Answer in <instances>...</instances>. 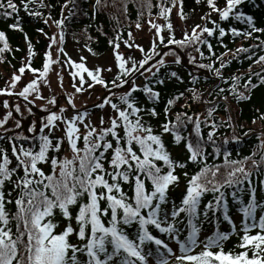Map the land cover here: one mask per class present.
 <instances>
[{
  "label": "snow or ice",
  "instance_id": "obj_1",
  "mask_svg": "<svg viewBox=\"0 0 264 264\" xmlns=\"http://www.w3.org/2000/svg\"><path fill=\"white\" fill-rule=\"evenodd\" d=\"M32 2L33 0H25V11H29L28 5ZM96 2L100 4L101 0ZM199 2L200 0H197V3ZM244 3L245 0H226L225 7L220 8L216 0H207L208 7L219 15L221 21L235 18L242 20L252 29L250 32L240 33L233 28L231 31L234 36H251L253 32H264V29L255 27L251 16H245L238 11L239 6ZM149 7H151L150 2ZM126 8L125 5V10ZM0 10H3L0 15L5 17H11L19 12L14 0H0ZM170 12L171 9L164 8L161 10V15ZM29 14L40 15L39 12ZM210 15L211 13L208 14ZM181 16L183 18L182 13ZM57 23L62 25L63 21ZM211 23L214 27L196 25L191 35L185 33L184 40H175L173 37L169 43L179 47H184L185 41L207 43L211 51L212 45L206 39H202L204 34L212 37L218 31L221 38L227 34L225 28L216 21ZM10 27L17 29L20 25L17 22ZM153 27L157 29L159 35L160 27L157 25ZM167 27L171 30V23ZM50 39L52 43L56 42L54 37ZM60 39L63 40V35ZM0 42L3 43L0 54L10 50L3 31H0ZM160 43H164L162 36ZM119 47V44H115V49ZM60 51L62 52L63 49ZM140 51L143 52L144 49L141 48ZM237 51H248V49H237ZM28 53L30 57L34 55L30 43ZM156 54L158 53H155L153 48V52L148 54L137 68L135 61H132L131 67H126L125 58L117 52L116 61L120 75L112 83L116 87L128 84L129 81L124 77L144 68ZM201 56L203 57L202 52ZM83 59L81 57L82 61ZM179 62L177 57L176 63ZM261 62H264V56L257 61V63ZM53 63L58 61L52 59L51 53L46 55L42 71L31 68L29 60L26 67L34 74L39 72V76L15 95L23 97L29 104L33 103L28 98L38 92V80L47 77ZM68 63L76 69L73 75L79 77L80 86L73 85L77 92L83 91L82 85L85 83L83 73H87L95 84L108 87L100 75L102 69L93 71L87 69L84 63L77 64L71 60ZM159 63L164 62L161 60ZM199 67L210 66L201 64ZM18 71L23 74L25 66ZM148 71L151 69L149 68ZM216 71L219 74V70ZM171 75L176 76V73L173 72ZM20 79L21 75H13L10 88L15 89L16 82ZM116 80L121 82L116 84ZM131 83L130 91L120 96L124 108L111 103L110 98H106L98 105L103 108L106 104H110L115 113L108 121L107 127H104L103 118L100 121V128L86 124L84 122L86 111L66 119L63 116L66 109L61 108L60 114L52 112L39 125L33 123L28 129L33 136L18 135L17 139L30 142L29 147L23 144L17 146L13 143L11 157L5 149H0V264H153V261L155 264H172L173 260L175 264H264V215H259L257 222V210L264 212V204L258 202L255 188L248 190L247 202L237 198L236 192L232 193L233 199L240 205L239 212L243 214L244 235L238 245L243 251L225 252L223 242L229 239V234L218 229L213 235L200 238L201 217L208 220L210 213L215 216L221 210L223 219L235 229V223L228 212L226 195L222 189L234 184H242L249 179L250 173L242 166L244 161H228L226 156L225 163L231 164L232 170L228 172L224 182L217 181L216 176L220 166L212 168L206 164L205 142L201 134L199 117L193 119L186 113H178L176 123L172 121L164 123L161 126V133L156 134L150 125L143 122L141 113L144 110L138 106L133 93L143 91L152 100H158L159 93L148 85L138 89L135 81ZM92 86L94 85H89ZM244 87L247 88L248 85ZM232 91L236 92L235 85ZM0 95H13V92L7 89L0 90ZM237 97L247 98L240 94H237ZM35 98L43 99V96L36 95ZM48 103L55 106L57 101L52 98ZM173 103V100L168 101L169 106ZM68 104L75 108L72 99L68 100ZM3 106L8 108V102L4 101ZM42 110L48 111L47 108ZM168 111L169 108H165V114ZM15 112L20 113L19 105L15 107ZM28 112L32 114V109L28 108ZM148 114L152 117L158 115L154 108L149 109ZM211 114L209 110L208 115ZM182 115L186 120H182ZM11 116L12 112L9 111L0 121V127H3ZM260 118L264 119V116ZM188 123L194 125L195 143L190 136L185 137L179 131L181 126L186 127ZM61 124L64 125L62 129L64 136L56 137L54 132ZM80 124L84 125L86 132L81 133ZM20 126V122L17 121L16 127ZM216 127L217 125L213 123L212 128ZM163 134H170L176 145L184 143L189 154L188 162L203 164L200 171L189 178L186 193L179 205L169 201L168 193L170 187L178 186L180 177L176 174V170L186 168L187 163L172 158L163 141ZM214 135V132H209L207 141L214 142ZM81 140L82 148L78 147V142ZM65 141L71 151V159L67 156L61 159L56 155L61 152ZM42 165H47L50 171L46 173ZM237 173H241L243 179L237 178ZM184 175L188 176V173L185 172ZM8 184L13 187L6 192L5 188ZM13 192H17L15 199L12 198ZM209 192L213 193L214 199L208 201L202 208V199ZM13 204L14 213L7 208L8 205ZM184 218L187 221L188 231L182 239L179 225L185 223ZM13 221H15V232L12 227ZM61 224H63L62 228ZM133 227L134 235L128 231ZM255 228L259 231L255 235H250L251 230ZM153 230L167 236L168 241L174 242L178 246L179 254L168 242L154 235ZM73 237L76 243L73 242ZM150 245H154V250ZM197 248L201 250L196 252ZM249 252L252 253L251 256Z\"/></svg>",
  "mask_w": 264,
  "mask_h": 264
},
{
  "label": "trees",
  "instance_id": "obj_2",
  "mask_svg": "<svg viewBox=\"0 0 264 264\" xmlns=\"http://www.w3.org/2000/svg\"><path fill=\"white\" fill-rule=\"evenodd\" d=\"M115 1L120 0H101L100 4L94 3L93 0H33L28 5L29 11H25V0H14V3L19 8L18 14H14L11 17L0 15V31L5 33L10 49L0 54V90L7 89L5 83L8 81V75L20 74L18 70L22 66H25V71H30L34 74L26 67L29 60L31 61V68L43 70L45 57L48 54L49 23H57L63 20L62 35L64 41L73 40L72 37L75 34H84L89 40L86 45L87 49H91L89 52L94 57L100 58L116 51L115 44H119L121 47L129 42L132 34V29L129 25L144 24V21L148 23L153 18L159 19L154 20V25L159 26L161 31L159 35L154 36L151 42L153 46H145L139 57L134 60L129 57L126 61V67H131L132 61H135L137 68H139V63L148 54L152 53L154 48L155 53L158 54L153 55V58L144 66L147 69L142 74L137 75L143 68L124 77L129 83L124 84L123 87H116L112 83L120 75V70L113 76L104 78L108 85L107 89H114V94L110 96L111 103L124 108L125 105L121 103L120 96L130 91L131 82L135 81L138 89H143L145 85H148L153 91L159 93L158 100L150 99L143 91L133 93L138 106L144 110L141 113L143 122L150 125L156 134L161 133V126L164 123L168 121L176 123L178 113H186L187 116H191L193 119L198 116L201 121V134L205 142L206 164L212 168L220 166L216 180L224 182L228 172L232 170L233 166L225 163L226 156L228 161H244L242 166L245 171L250 173L249 179L244 181V183L234 184L231 187L222 189L226 195L228 212L231 218L243 216L239 212L240 205L232 197L233 192H236L237 198H242L247 202L249 200L248 190L255 188L258 202L264 204V119L260 118L264 116V83H262V79H264V62L257 63L259 58L264 56V32H253L251 36H234L231 31L233 28L240 33L250 32L252 29L242 20H236L235 18L221 21L219 15L216 12H212L208 7L207 0H200L199 3H197V0H182V3L181 0H152L151 15L145 14L147 16L142 19L137 9V4L140 0H127L123 4V6H127L126 10L124 8L126 23L116 18L117 15L111 11L112 5L116 4ZM173 3H175V7H173ZM216 3L218 7L224 8L226 0H216ZM164 8L171 9L170 14L161 15V10ZM176 8L179 10L178 15L183 23L192 22V27L189 28L187 26V30L182 33L174 30V12ZM2 11L0 10V12ZM238 11L245 16H251L255 27L264 29V0H245V3L239 6ZM30 12H39L40 15H30ZM209 13H211L210 16H208ZM206 16L208 18L204 19ZM211 21H216L217 24L225 28L227 33L222 38L219 36L218 31L212 37H208L206 33L204 34L202 39H206L212 45L211 51H209L207 43L198 44L185 41L184 47L169 43V40L173 37L175 40H184L185 33L188 31L187 34L191 35L196 25L214 27ZM17 22L20 28L13 29L10 27V25ZM169 23L172 25L171 30L167 27ZM140 24L138 25L140 26ZM197 32H199V29H197ZM161 36L164 43H160ZM29 43L34 52L31 57L28 53ZM2 46L3 43L0 42V47ZM176 48L179 50V54L175 51ZM164 49H167L161 59L164 63H152L158 58L160 51ZM237 49H248V51L238 52ZM177 57H179V63H176ZM184 58L186 61H184ZM201 64L210 67L201 68L199 67ZM149 68L151 71H148ZM217 69L219 74H217ZM173 72L176 73V76L171 75ZM35 74L39 75V72ZM249 80H251V84H249ZM120 82V80H116V84ZM126 85L128 87L124 89ZM234 85L236 86L235 93L232 91ZM245 85H248V87L245 88ZM237 94L247 98L238 99ZM2 96L0 95V99ZM176 97H179V99H176ZM169 100L174 101L171 106L168 105ZM152 108L158 113L156 117L148 114V110ZM165 108H169L167 114H165ZM103 109L108 110L109 114H111L110 118L115 115L110 104L104 106V108L87 110V112L88 114H95ZM209 110H211V116L208 115ZM9 111L12 112V117L14 118V114L17 113L11 108ZM47 115L49 114L32 109L31 116L34 117L33 122L37 121V125L43 122ZM181 118L186 120L183 115ZM213 123L217 125L215 129L212 128ZM107 126L108 122L105 127ZM3 127H0V137H2L0 138V149H5L10 157L13 143L17 146L20 144L25 147L30 146V142L17 139L18 135H12L11 129L8 128L2 130ZM63 127L64 125L61 124L60 128L54 132L56 137L64 136L60 133ZM79 127L81 133L86 132L83 126ZM193 127V124L188 123L186 127L181 126L179 131L185 137L190 136L195 143L196 137ZM28 132L26 128H23L19 135L33 136V134H28ZM209 132L215 133L214 142L207 141ZM162 138L172 158L176 161L187 163L186 168H178L176 170V174L180 177L178 186L170 187L168 193L169 201L179 205L183 195L186 193L189 178L199 172L203 164L188 162L189 154L183 142L180 145H176L170 134H163ZM78 147H83L82 140L78 142ZM68 154H71V151L65 141L61 152L56 155L63 159ZM12 159L14 161V158ZM42 167L46 173L50 171L47 165H42ZM185 172L188 173V176L184 175ZM237 178L243 179V175L237 173ZM12 187L11 184H8L5 191H10ZM125 190H127V186H125ZM16 196L17 192H13L12 198L15 199ZM213 199V193H206L202 199L201 207L203 208L208 201ZM168 207H171V203ZM7 208L10 212H15L14 204L8 205ZM257 214L264 215V212L258 209ZM184 219L185 223L179 225L182 230V239L187 235L188 231L186 218ZM243 223L244 220L233 229L232 225L223 219V211L221 210L215 216L210 213L208 220H204L201 217V234L211 236L217 229L220 232L228 233L229 239L223 242L224 251L239 253L243 251V249L238 247L244 235L242 230ZM248 223L250 224L251 221L249 220ZM12 227L13 232H15V221L12 222ZM62 227L63 224H61ZM59 230L57 229V231ZM128 231L134 235L135 228L128 229ZM258 231L259 229L255 228L249 234L255 235ZM153 234L158 238L164 239L170 245L175 244L172 241H168L167 236L155 230H153ZM72 240L74 243L77 242L75 237ZM150 247L154 250V245H150ZM200 250L199 248L196 252ZM251 254L249 252V256ZM153 263L155 262L153 261ZM172 264H175V261Z\"/></svg>",
  "mask_w": 264,
  "mask_h": 264
},
{
  "label": "rangeland",
  "instance_id": "obj_3",
  "mask_svg": "<svg viewBox=\"0 0 264 264\" xmlns=\"http://www.w3.org/2000/svg\"><path fill=\"white\" fill-rule=\"evenodd\" d=\"M116 4L112 5V12L117 15L116 18H118L122 22H127L126 15L123 6L124 2H127V0H120L115 1ZM149 2L151 4V7H149ZM153 7L152 0H140L137 4V9L140 13V18L142 19L144 16H147L145 14H148L150 16L151 9ZM178 8L175 10V18H174V30L180 31L181 33L184 32V30H187V26L190 28L192 27V22L183 23L181 21V18L178 15ZM66 13V12H65ZM64 13V15H65ZM154 20L159 19H151L147 23V21H144V24H134L129 25L132 29V34L130 37L129 42H127L125 45L121 46L119 49L114 51L113 53H109L103 57L96 58L94 57L89 50L87 49V44L89 43V40L85 37L84 34H75L74 37H72L73 40H67L64 41L60 39L62 35V29L63 24L58 25V23H49V45L47 49V53H51L52 59L55 61H58V63H53L50 66V70L47 74L46 78H41L38 80L39 83V89L37 93H33V95L29 96V101H33V105L38 108L41 112H44L45 114H50L52 112H55L57 114H60V109L64 108L66 111L63 113V116L66 119H71L72 117L76 116L77 114H82L87 110L91 109H97L99 104H101L106 98H110L111 95L114 93V89L108 90L107 88L95 84L94 81L91 80L90 77L87 76V73H83L85 77V83L82 85L83 91L77 92L75 87H73L74 84L77 86L79 85V77L74 76L73 73L76 72V69L72 67L68 61L71 60L75 63H84L85 67L89 70H96V69H102L100 75L102 78H108L110 76H113L114 74L119 71L118 63L116 61V53L119 52L124 58L125 61L131 57L132 60L139 57L142 53L140 49H144L145 46H153V43L151 42L154 39V36L157 35V29L153 27ZM63 21V20H62ZM119 22V21H118ZM140 22V21H138ZM140 24L139 27L137 25ZM188 32V31H187ZM186 32V33H187ZM182 35V34H180ZM55 38V43H52V40L50 38ZM156 40V39H155ZM158 42V41H157ZM156 46V45H155ZM60 49H63L61 52ZM163 50L160 51L162 53ZM178 53V49L175 50ZM165 53L161 56V58L158 60V62L163 58ZM179 54V53H178ZM160 55V54H159ZM181 55V54H180ZM81 57H83V61L81 60ZM157 61H153L152 63H158ZM108 69H111L109 71ZM15 75H21V79L16 82L15 89H11L10 85L12 83V76L8 75L7 83H5L7 89L11 92H14L13 95H3L0 99V121L4 119V117L9 112L10 108L11 110L15 111V107L19 105L20 107V113L14 114L15 117L12 116L8 119L7 123L4 124V128L11 129L10 132L12 135H19L20 131L23 130V128H26L27 130L32 127L33 123L37 124V121L34 120V117L31 116L28 112V106L25 105V103L21 102L20 100L16 99L15 93H19L25 86H27L28 83H30L33 79L37 78L38 74H32L30 71H25L23 74H15ZM62 78V79H61ZM92 84L94 86L89 87V85ZM124 87V89H126ZM36 95H42L43 99H36ZM15 97V98H14ZM19 97V96H18ZM23 98V97H21ZM55 98L57 103L55 106L48 103L49 99ZM72 99V101L75 104V108H72L68 104V100ZM111 99V98H110ZM4 101L8 102L9 107L5 108ZM106 104L105 106H107ZM47 108L48 111H43L42 109ZM104 108V107H103ZM111 114H109L108 110H99L95 114H88L85 117V123L90 124L91 126H95L97 128L101 127L100 121L101 118L105 121L104 127L106 123L108 122V119L110 118ZM17 121L20 122L21 126L19 128L16 127ZM79 126H83V124H80ZM1 129V128H0ZM61 135H64V132H60ZM28 134H33L31 132H28ZM72 154H68L67 157L71 159ZM236 222H240V219L238 218L235 220ZM205 235H202L201 239H204ZM177 254H179V249L177 245L171 246Z\"/></svg>",
  "mask_w": 264,
  "mask_h": 264
},
{
  "label": "water",
  "instance_id": "obj_4",
  "mask_svg": "<svg viewBox=\"0 0 264 264\" xmlns=\"http://www.w3.org/2000/svg\"><path fill=\"white\" fill-rule=\"evenodd\" d=\"M163 53H164V51L161 53V55H160V57L157 59V61L161 58V56L163 55ZM27 104H29V103L27 102Z\"/></svg>",
  "mask_w": 264,
  "mask_h": 264
}]
</instances>
